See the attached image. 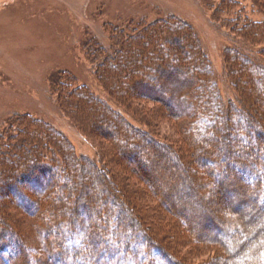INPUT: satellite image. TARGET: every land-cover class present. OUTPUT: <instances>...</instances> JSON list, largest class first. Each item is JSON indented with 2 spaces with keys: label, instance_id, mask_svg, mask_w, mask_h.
Instances as JSON below:
<instances>
[{
  "label": "rangeland",
  "instance_id": "374dc122",
  "mask_svg": "<svg viewBox=\"0 0 264 264\" xmlns=\"http://www.w3.org/2000/svg\"><path fill=\"white\" fill-rule=\"evenodd\" d=\"M222 1L0 0V172L3 164L13 163L16 167L14 162L19 160V156H16L18 147L15 148L13 143L24 133L22 120L30 121L33 128L48 127L53 132L54 128L71 145V151L78 159L87 164L94 162L96 168H100V180L96 181L94 175L88 174L83 181L90 186L88 194L90 192L92 196L98 194L102 185L109 189L108 198L101 207L115 211L107 216L106 220L103 219V224H106L110 217L109 223L112 226L121 219H124L127 229L139 225L143 231L130 233L128 237L133 241L140 237L136 243L140 248L145 244L140 233H152V227L160 229V238L155 243H160L178 257L179 261L186 264H241L236 258L238 254L233 253L236 249L243 251L249 264H253L252 257L258 248L257 252L264 250L263 200H256L243 180L236 175H227L226 170L213 176L215 188L209 187L202 173L208 172L213 166L210 162H203L192 171L189 166L191 157L187 153L193 142L204 144L208 137V133L197 129L196 133H199L195 134L194 129H191L197 120L193 113L200 100L206 98V92L209 93L211 89L214 90L211 91L212 95L219 94L220 98L217 97L215 102L220 111H227L225 103L229 104V99L236 96L235 81L234 77H231L228 58L230 54L238 58L237 50H241V46H247L249 50H242L246 59H241L240 56L238 59L241 74L239 81L244 84L247 92L264 98V65L257 66L259 58L264 61V31L261 33L264 29L261 27L264 26V9L257 8L253 0H232L238 2L234 5V15L230 11L223 12L218 9L222 7ZM142 21L152 26H162L161 23H165L167 27H164V30L174 21L184 26L183 28L190 26L201 42V51L209 64L206 70L208 75H205L208 82L199 89V100L184 96L186 99L182 104L176 96L173 100V95L168 93L164 98L162 92H158L154 96H162L164 103L150 100L140 104L136 101L135 105L140 107L141 115L145 116L147 121L142 120L141 115L138 116L135 112L129 113L126 108L123 109L115 102L118 97L112 92V87L104 85V80L107 79L110 85L111 81L106 78L108 67H104V57L99 55V46L96 45L100 43L102 46H110L114 41L111 34L122 32L123 35L133 37L134 30L138 32ZM247 23L249 28H254L261 34H248L245 27ZM164 30L159 29L157 36L163 35L167 39L175 36L173 31ZM150 33L153 35V32ZM151 34L143 43L150 48L153 45L154 48ZM178 41H174L171 47L182 45L186 50L190 49L191 45L188 46L186 40ZM167 42H163L159 47L169 49L170 43ZM94 53L96 55H93ZM124 68L125 72L129 70L126 69L127 65L121 67ZM116 76L113 74L111 79ZM211 79L215 81L214 84ZM58 88L69 97L80 95L76 89H83L84 93L96 98L88 99L87 96L80 95L87 98V103L81 100L86 122H77L66 111L62 106ZM166 90L169 92L171 88ZM91 100L94 102H90ZM103 102L127 118L128 125L132 128L128 131L129 134L125 131L124 134L122 130H117L114 126L112 128L101 121L102 113H108L102 107ZM175 102L181 104L179 109ZM181 110L185 111L187 116L181 115L180 119H175L176 115L181 114ZM250 110L238 107L240 123L249 119V113L251 117V113L258 110V115L261 111L264 112V102H256ZM228 121L222 120L223 131L219 130L220 134L227 131ZM111 123L117 125L119 120L115 119ZM182 124L189 130L184 131ZM256 128L264 136V128L258 123ZM246 129L250 131L249 128ZM32 133L38 134L36 130ZM251 133L256 136V141L242 142L245 147L262 142L259 132ZM41 137L43 142L47 140L46 135L41 134ZM229 137L235 142L236 138ZM154 141H158V146L153 144ZM208 141L211 142L209 146L217 143L210 139ZM111 142L123 148L127 146V149L125 152L118 151L113 156L114 154L108 152L113 146ZM136 144L141 145L140 149L132 150L131 146ZM47 148V152L53 151L51 146L48 145ZM49 152L46 159L52 164V154ZM110 155L112 163L108 161ZM57 165L51 166L57 168ZM60 175L55 179L53 176H47V182L40 179L39 182H27L28 184L24 185L19 182V175L6 177L0 174V180H5L0 186L5 187L15 180L28 194V197L25 196L26 200L20 202L10 186L3 192L0 191V207L7 204L1 207L0 219H3L2 213L10 217L22 241L19 247L23 249L24 254L17 253L19 258L16 264H29L27 260L37 259L45 244L54 239L53 235H45L44 225H41L47 223L53 227V211H46L38 218L34 216L38 214L34 207V201L38 198L37 192L51 190L50 197L53 202L59 204L57 201L61 200L62 206L74 208V199H67L64 196L65 191L54 188L53 184L56 179L62 183L65 180L80 179L77 173L74 178L67 170L61 171ZM225 182L228 186L218 190V185ZM239 184L246 186L242 190L243 194L236 190ZM74 194L77 195V192ZM30 198L33 201H30ZM68 215L69 212H65L64 219L68 217V221L63 220L65 222H61L64 224H58L61 228L66 226V246L76 243L86 247L80 229L83 227L81 222L84 226L88 225L89 220L98 223V216L89 211H82L75 219L69 218ZM4 227L5 225L0 224V231ZM148 257V264L167 262L164 254L158 256L156 251Z\"/></svg>",
  "mask_w": 264,
  "mask_h": 264
},
{
  "label": "trees",
  "instance_id": "16d2710c",
  "mask_svg": "<svg viewBox=\"0 0 264 264\" xmlns=\"http://www.w3.org/2000/svg\"><path fill=\"white\" fill-rule=\"evenodd\" d=\"M253 2L256 6H258L257 8L264 9V0H253ZM237 4L238 2L232 0H223L222 7L220 6L218 9L223 12L230 11L234 14L236 12L234 5ZM238 17L240 16H237L236 18ZM141 23L142 24L137 29L138 32L134 30L133 37L127 34L123 35L121 32L120 34H111V39L114 41L111 42L110 46H102L100 43L96 44L99 46V55L104 57V67H108L106 70L107 75L109 73V76L106 75V78L111 81L110 85L108 84L107 79L104 80V85L106 87H112L113 91H111L118 97L117 100L115 99V102L123 109L126 108L129 113L132 112L134 114L135 112V114L139 116L141 115V109L135 105L136 101L140 104L150 100L155 102L157 101V103L160 101V104L164 103L162 96L161 98L154 96L158 92H162L164 98L165 96H168V93L169 95H173V100L176 96L177 100L182 104L186 99L184 96H187L188 98L194 97L195 100H199L201 97H198V91L202 88L201 86L206 85L208 82V77L205 75H208L206 70L209 64L206 63V57L201 51V42H199V39L196 37L194 31L190 29L191 27L185 26V28H183L184 26L182 27L180 23L174 21V23L170 24L166 30L173 31L172 33L175 36H171L172 38L167 39V37L163 35L157 36V31L159 29L163 28L164 30V27H167L165 23H161L162 26H152V24L148 25L145 21H142ZM249 26L248 23L245 24V27L247 28L246 32L248 34L250 33L257 36L255 34L258 33V35H260L264 31L263 29L261 30V33H259V31H256L254 28H249ZM261 27L264 28V26ZM166 30L164 31L166 32ZM150 32H153V35ZM149 34L152 35L150 37L151 42L155 43L154 48L153 45L152 48H150V46H145L143 43ZM244 35L245 37L247 36V34ZM262 35L264 36V32ZM175 39H179V41L180 39L186 40L188 46L191 45L190 49L186 50L182 45L179 47H171L174 41H178ZM163 42H167V44L170 43L169 49L159 47ZM241 48V50L240 48L237 50L238 56L236 57L238 58H235L234 55L231 56V54L228 58L230 66L229 70L232 72L231 77H234L233 81H235L234 91L236 96L233 99H229V101L231 100L229 104L225 103L227 111L225 109L224 113V111H220L216 106L215 99L217 97L220 98L219 94L212 95L211 91L214 90L211 89L209 93L206 92V98L202 101L200 100V103L193 113V117H196L197 120L191 129H194L195 134L199 133H196L197 129L205 134L208 133L206 134L208 137L205 139L204 144L193 142V145L188 147L187 153L191 157L189 166L192 171L197 169L203 162H210L211 166H213V168H210L208 172L202 173L204 181L209 187L215 184L213 176L217 175V173L222 170H226L227 175L229 174L234 177L237 176L239 179H242L244 185L248 187V191L251 190V193L254 194L256 200L260 199L264 202V136L262 135V132L256 128L257 123L260 127L262 126L264 128V112L261 111L258 115V110L253 114L251 113V117L249 113V119L246 121L247 123H240V115L237 111L238 107L240 109L245 108L247 111L253 109L256 102L261 104L262 101L264 102V98H261L260 95L259 97H255L250 94V92H247L244 84L239 81L241 74L240 67L238 66L240 60L238 59L239 56L241 59H246L247 57L244 55V52L249 50L247 46H241ZM230 49L231 51L233 50L232 48ZM136 50H138V53H136ZM242 50H244V52ZM93 55L96 54L94 53ZM191 56L193 57L191 58ZM259 59V65L257 66L261 67L264 65V61ZM125 65H127L126 69H129L127 72H125V68L121 69V67ZM194 69L195 72L192 73V70ZM113 74L114 76L118 75L113 78L114 80L111 79ZM249 79L252 82L251 76ZM211 82L213 83L215 81H212L211 79ZM167 88H171V90L168 92L166 90ZM82 90L83 89H76V91H78L77 93H80V95L85 97L87 96L88 99L92 98L90 94L84 93ZM58 91L62 100V106L66 109V111L70 113L75 120H77V122H86L84 121L86 117L84 114V105H82L83 102H81V100L83 99L82 101L87 103V98L85 99L79 94H76V97H69V95L63 94V92L60 91V88H58ZM165 91L166 93H164ZM94 99L96 100V98ZM90 102L93 103L94 101L91 100ZM95 102L99 103L98 101ZM179 102H175L177 108L181 105ZM220 105L222 106L224 104L220 103ZM102 107H104L108 113H102L101 121L108 124L112 128L114 126L115 129L120 131L122 130L123 133L125 131L129 134L128 131L132 128L128 125L129 121L127 118L121 113L111 109L109 106H106L104 102L102 103ZM160 111H162V109ZM181 111V114L176 115L175 119H180L181 115L187 116L184 114L186 113L185 111ZM161 113H163V111ZM110 116L114 119H111ZM140 118L147 121L146 117L143 115H141ZM115 119L116 121L119 120L117 125H113L111 123L112 121H115ZM223 119H227L229 121L226 124L227 131L220 134L219 130L223 131ZM22 121L24 122L22 123L24 133L22 137L20 136V138H16V141L13 143L15 148L18 147L16 148L18 153L16 156H19V160H15L16 162H14L16 163V167L13 163H10V165L3 164L4 160L2 162L3 169L0 174L5 175L6 177H12L14 174L17 176L19 175V182L24 185L28 184L27 182H39L40 179H44L47 182V176H53L55 179L56 177L61 176L60 173L64 170H67V172L70 171L74 178L77 173V176L80 179V181H77L76 179L66 181L64 179L65 181H63V183L56 179L57 181L53 184L54 188H60L63 192L65 191L66 194L64 196H66L67 199H74L72 202L74 208L62 206L61 200L57 201L60 202L59 204L53 202L50 197L52 193L51 190L48 192H37L38 198H36L37 201H34L36 204L34 207L36 208L38 214L34 216H37L38 218L40 214L46 211H53L54 225L52 228L47 223L41 224L42 219L38 222L41 225H44L43 232L45 235H49L50 237L53 235L54 239L45 244V248H43L42 253H40V256H38L37 259L33 258L32 261L27 260L29 264H31V262L32 264H148L149 254L154 253L155 251L158 256L164 254L165 259L167 260L164 264H186L179 261L178 257L160 245V243H155L156 240L160 238L158 236L160 229L152 227V233L150 231L149 233H146L145 231L144 233H140L145 241L144 247L140 248L136 244L138 243L140 237L135 241L131 240V237H128L130 233L136 231L139 233L143 231L140 230L139 225H135L134 228L128 227L127 229V227H125L126 224L124 219H121L120 222L117 221L112 226L109 223V220L111 219L110 217L108 218V222L103 224V219L106 220V217L114 214L113 212L115 211L106 210L101 207V205H103L105 200L108 198L109 189L108 187L102 185L99 187L98 194H94L92 196V193L89 192L88 194L89 185L85 184L83 181L88 174L89 176L94 175V180H100V175L102 174L99 170L100 168H96V163L94 162L87 164L84 160L78 159L71 151V145L61 136L62 134H59L54 128L53 130L55 133L48 129V127H46L47 129H39L37 128L38 126L33 128L30 121L26 119ZM36 123L38 122L36 121ZM181 127L184 128V131L189 130L188 127H186V129L183 124ZM246 128H249L250 131H247L248 129ZM33 130H36L38 134H33ZM251 131L259 132V137L262 139V142L254 144L250 147H245L243 144L244 142L256 141V136L254 133H251ZM41 134L47 136L46 141H42L43 136L41 137ZM229 136L236 138L234 140L235 142H232L231 137ZM208 139L217 143H212L213 145L209 146L208 144H211V142L208 141ZM157 142L158 141H154L153 144L158 146ZM219 142L220 144H218ZM111 143L113 146L109 148L108 152L112 153V155L114 154L113 156H115L116 152H125L127 149V146L123 148L121 145L116 146L114 142ZM47 144L51 146V149L54 151H48L52 154V158L50 160L52 164H58V169L52 167V164H49L48 159H46L48 155ZM131 147L132 150L133 148L140 149L141 145L138 146V144H136ZM236 148L238 149L235 150ZM112 155H110V159H108L109 163H112ZM183 157L187 159L185 156ZM20 168L24 169L15 171ZM119 175L122 177L121 174ZM4 181L5 180H0V183ZM19 182L16 183L15 180H13L12 183L9 182L5 185V187L1 185L0 191L3 192L7 186H10V188H13L12 190L17 196V199H19L20 202L24 201L26 200L25 198L28 197V194L23 190V188H20V185H17L20 184ZM244 185L239 184L236 189L238 193L243 194L242 190L246 187ZM218 186V190H220L222 189L221 187L228 186V183L225 182ZM211 188L215 187L213 186ZM1 192L0 197H2ZM74 192H77V195H75ZM29 200L33 201L32 198ZM4 205L7 204H3L1 207ZM67 211L69 212V218L72 217L74 219L77 218V215H79L82 211H89V213H94L98 216V223L89 220L88 225L84 226L81 222L83 227L80 229L83 233V240L86 242V247L76 243L66 246L64 242V234L66 233L64 228H66V226L61 228L59 225L68 221V217L64 219V214ZM1 215L3 219H0V224L5 225V227L0 231V263L16 264L19 258L17 257V253L20 252L21 255L24 254L23 249L19 247V245L22 244L21 237L18 229H16L17 227L13 226L10 217H8L5 213H2ZM144 218L146 219V217ZM143 225L145 224L143 223ZM56 228L60 229L58 230ZM220 229L221 228H218V230ZM98 239H100V242H98ZM257 251H259V248ZM257 251L255 256L253 255L254 257H252L254 258L253 264H264V250L262 252ZM98 252H100L99 256L96 257ZM233 253L238 254L236 258H238L239 262H242L241 264H249V260L248 258L246 259L243 251L241 252L240 249H236Z\"/></svg>",
  "mask_w": 264,
  "mask_h": 264
}]
</instances>
